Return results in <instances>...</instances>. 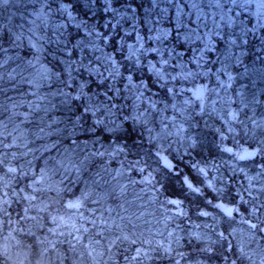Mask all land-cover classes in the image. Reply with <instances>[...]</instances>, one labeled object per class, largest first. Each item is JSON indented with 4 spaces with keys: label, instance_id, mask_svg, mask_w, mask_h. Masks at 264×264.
I'll list each match as a JSON object with an SVG mask.
<instances>
[{
    "label": "rangeland",
    "instance_id": "rangeland-1",
    "mask_svg": "<svg viewBox=\"0 0 264 264\" xmlns=\"http://www.w3.org/2000/svg\"><path fill=\"white\" fill-rule=\"evenodd\" d=\"M161 1L164 9L161 11L166 15H164L166 26H168L166 17L171 19L177 17L179 25L186 28L184 35L196 29L197 35L202 38H194V42L185 40L182 44L199 46L200 50L206 45L212 48L213 37L216 36L215 33H211L212 29L219 32L220 29H231L235 34L236 45L226 44L225 50L213 47L216 52L214 66L206 70L207 74L203 73L197 77V82L203 80L201 87H206V94L201 102L195 101L192 97V91L199 85L192 80L184 82L179 74L172 72L171 76L177 79L169 80L167 85L174 87L176 94H169L163 101L159 98L151 101L144 94L141 95L144 87L136 96L134 93L129 95V90H133L134 87L124 83V91L127 92L125 99L132 100L127 116L131 117L147 108L148 104L156 102L157 109L150 110L147 114L150 116L149 126L153 128L152 135L157 136L161 132L162 116L168 118L164 121L167 125L166 132H176V128L172 127L173 123L177 127L182 125L185 131L180 135H162L149 141V133L142 124L132 119L125 120L133 131L138 129L140 132L137 137L140 138V146L137 147L140 151L137 153L118 145H103L100 151L103 155L100 156L106 154L109 156L106 159V170L99 167L102 170H98L99 173L96 175L97 180L101 181L100 189L95 191L88 189L89 199L84 202V207L79 212L65 207L68 199L64 203L63 217L66 221L77 226L83 224L84 227L91 229L88 233H81L85 237L84 244L76 246L74 249L76 259L67 264H228L224 257L227 255L230 259H236L237 246L247 241L248 228L243 223L241 215L234 214L235 219L229 220L213 205L220 202L229 206L236 204L244 213V218H249L245 212L249 205L239 201L236 195L237 191L247 186L248 180L244 173L234 172L233 168H244L248 176L255 177L261 171L260 165L264 164V154H258L251 160L240 161L223 151L225 147L233 148L234 152H240L244 148L251 151L256 147H264L260 143L264 140V32L263 29L252 31L246 28L241 19L232 15L237 11L243 14L244 20H250L251 25L255 18L258 24L264 23V0H250L245 7L225 3L222 8L215 6V0ZM221 2L223 3V0ZM193 4L196 5L195 8ZM229 8L232 9L230 12ZM222 15L225 19L231 17L235 21L232 27H225L224 21L220 19ZM15 16L12 13L7 14L4 21H1L4 14L1 13L0 4V29L4 24L14 22ZM216 25H219V28ZM29 32L32 35L35 33L34 30ZM230 38L228 33L226 40ZM245 40L247 43L243 42ZM10 43L13 47V42ZM32 43H36L34 38ZM181 50L186 52V49ZM226 55L228 59H225ZM167 58L172 59V55L169 54ZM156 59L160 62L162 58L158 55ZM153 64L164 70L168 66L161 62L157 66L155 61ZM45 73L49 74V77L54 74L53 82L57 83L58 77L54 72L48 69ZM151 73L157 78L153 71ZM39 75L42 76L41 73ZM229 76L232 77L231 80ZM47 82H51V78ZM58 87L62 88V84ZM110 104L116 105L115 101ZM231 105L235 106V112L242 123H225V120H229ZM230 126L235 128L234 133L228 131ZM113 127L111 126L110 131ZM193 139L195 146H192ZM162 155L166 156L182 174H187L195 186L203 191L204 197L187 189L181 177H176L174 172L163 165L160 158ZM140 167L144 168V172L138 170ZM200 167L205 168L207 176L197 171ZM148 179L152 180L151 184L144 182ZM258 180L264 182V176H259ZM209 181L212 182L211 187ZM253 183L257 181L254 180ZM86 186L88 185H82L83 188ZM0 187L5 189V185ZM82 192L79 191L75 199L79 198ZM261 199H264V196ZM169 200H179L180 209L169 204ZM209 200H212V203L209 204ZM180 210L183 211V215L178 214ZM201 211L212 213L216 220L211 216H201ZM81 214L87 218L83 223L79 220ZM90 219H96V228L88 222ZM100 221H106V224L101 225ZM233 230L235 235L230 237L233 247L232 251L228 252L226 243H216L218 240L216 232L225 231L227 234ZM97 232L102 235H96ZM1 235L0 212V264H44L27 252L16 253L11 249L7 253L13 252L14 255L12 257L7 255L5 263L1 262V249L3 250ZM120 235H127L137 242L135 244L122 242L109 253V241ZM89 237L100 241L97 250L104 255L88 254L85 245ZM169 246L171 251L166 252L164 249ZM209 247L212 248L211 252L204 250ZM137 248L147 252V257L142 255L133 260ZM71 249L73 250L72 246ZM246 251L252 256V260L237 259V264H261L264 261V239L258 236L255 243L246 247Z\"/></svg>",
    "mask_w": 264,
    "mask_h": 264
},
{
    "label": "trees",
    "instance_id": "trees-1",
    "mask_svg": "<svg viewBox=\"0 0 264 264\" xmlns=\"http://www.w3.org/2000/svg\"><path fill=\"white\" fill-rule=\"evenodd\" d=\"M42 4L43 0H36L35 3H29L28 0H10L7 5L1 4V13L4 14L1 21H4L7 14L16 15L14 22L4 24V27L0 29V48L7 49L6 52L0 51V63H3L0 67V77H2L0 79V89H2L0 90V133H2L0 160L4 161L0 164V177H3V180H0V186L5 185V189L0 187V193L3 199L10 201L8 205H4L1 199V208H7V214L1 212V247H3L1 262L3 263L7 255L11 257L14 255L13 252L7 253L10 249L16 253L27 252L44 264H67L71 260L74 261L76 259L74 249L72 250L71 244L67 242L71 238L67 235H59L60 231L67 233L71 229L59 223L53 224L51 217L63 216L64 203L67 199L69 201L75 199L79 191L100 189L101 181L97 180L96 175L99 173L98 170H102L99 167L106 170V159L109 156L106 153L105 156H100L103 145H118L137 153L140 151L137 148L140 146V138H137L140 132L138 129L133 131L134 129L123 119L129 114L128 107L132 103V100L125 99L127 92L124 91V83L129 84L126 77L132 76V83L129 85L134 87L133 90H129V95L134 93L136 96L144 87L143 94L149 100L159 98L163 101L169 95L167 92L169 85L165 86L163 81L152 76L150 68L153 61L157 66L160 63L156 59L157 53L144 54L141 49L137 53L140 60L137 65L136 56H133L131 60L126 59L127 45L131 44L139 48L140 43H143L144 48H160L163 59L170 62L165 70L179 74L184 82L192 80L197 85H202L203 82V80L197 82V77L203 73L207 74L206 70L215 64V50L205 51L202 66L197 67L193 61L199 59L201 55L199 46L182 44L185 41L184 29L186 28L181 25L178 27L177 17L174 19L166 17L168 22L166 26L165 13L161 11L164 10L161 0H155V4L153 0H112V6L119 9V14L115 17L111 12L104 11L105 0H95L94 3L92 0H48V7L44 8L46 20L40 15ZM61 4L69 6L68 11L76 18L75 20H69L67 13L59 11ZM125 13L126 15H123ZM122 15L123 18H121ZM232 15L241 19L246 24V28L252 31L263 29L264 32V23L258 24L256 18L251 25L250 20H244L241 12L234 11ZM116 20L120 21L119 24H116ZM83 21H87L90 28L95 27L108 33L115 40V47L112 43L103 44L101 41L96 43L102 51L84 49L81 52L80 49L73 47L81 39L87 43L88 38L84 36L83 30L75 27L77 23ZM109 21L116 27L104 28L103 25ZM61 24H66L67 28H59L57 31V26ZM30 29L37 35L33 37L27 31ZM216 31L217 29H212L211 33ZM61 32L64 43L57 44L54 42L55 36ZM21 33H23L21 40L16 41L15 46L12 47L10 42L14 41V34ZM163 33L168 35L164 36ZM228 33L231 36L230 39H234L235 34L231 29H220V36L213 37L212 49L214 47L225 50L226 44H230L228 42L230 39L226 40ZM30 36L41 48V52L38 53L31 47L28 39ZM137 36L141 39L138 40ZM157 36H160L159 40L155 39ZM221 36L223 39L220 38ZM40 37L43 39H39ZM122 40L123 43H121ZM181 48L186 49V52ZM169 54L172 55V59L167 58ZM106 55H111L118 61L121 75L114 81L111 78L102 81L95 74L85 71L83 67H80L79 71L76 70L83 57L87 58L84 59V64L92 60L93 66L103 63L111 69V62L103 60V56ZM97 56H101L102 60H95ZM37 57H39L38 61ZM28 61L39 65L29 66ZM69 62H71L70 68H68ZM36 67L41 69L35 70ZM44 69L46 72L50 69L57 75V83L53 82L54 74L50 77L51 82L44 81L38 89L23 82L22 77L39 81L41 77L39 73L44 74ZM100 70L104 71V67ZM189 72L193 74L190 79ZM10 74L15 79H9ZM66 81L69 83L66 84ZM109 83H112L114 88L120 89L119 94L114 91L108 93L113 97L108 103L112 101L116 103L114 111L117 116L114 119L119 125L117 130L110 131L113 125L107 119L105 120V124L108 125L107 130L99 128L93 130L92 118L89 116L83 127H76L72 132L77 115L80 114L79 109L85 104V98L82 96L80 101L69 99L65 104L62 103L65 99L63 96L52 95L56 93L53 90L64 89L74 97L80 94L83 86V91L93 98V102L99 103L106 99L104 92ZM59 84H62V88L58 87ZM33 91L36 95H32ZM73 140L75 143H72ZM53 142L57 144V147L48 150ZM4 144H10L11 147H4ZM81 161H84V166L77 172L75 169ZM61 165L64 167L62 168ZM8 167L16 168V173L5 175ZM42 172H46L43 187L47 189L50 184L52 187H59V195L55 191L33 192L32 185L35 180L41 178ZM93 181L98 183L93 184ZM82 185L88 186L83 188ZM4 193L8 195L4 197ZM31 195H35L36 200L24 199L25 196ZM79 220L83 223V220ZM72 243L75 241L73 240Z\"/></svg>",
    "mask_w": 264,
    "mask_h": 264
},
{
    "label": "snow or ice",
    "instance_id": "snow-or-ice-1",
    "mask_svg": "<svg viewBox=\"0 0 264 264\" xmlns=\"http://www.w3.org/2000/svg\"><path fill=\"white\" fill-rule=\"evenodd\" d=\"M29 3H35L36 0H28ZM92 2L94 3L95 0H92ZM8 3H10V0H0V4L3 5H7ZM231 4L233 6H236L237 4H239L240 7H245L247 4L250 3V0H223V3L221 2V0H215V6L218 8H222L223 4ZM153 4H155V0H153ZM193 8L196 7L195 4L192 5ZM48 7V0H43V4L42 7L40 9V15L45 17V20L47 19V15L44 13V8ZM68 5L66 4H61L59 11L62 13H67L69 20H75L76 18L72 15L71 12L68 11ZM232 9L229 8L228 11L230 12ZM105 12H111L112 15L115 17L116 15L119 14V9L115 8L112 6V0H105V8H104ZM51 13V9L49 8V14ZM123 15H126L123 14ZM123 15L121 16V18H123ZM177 15L179 16L180 13L178 12ZM237 15H239V13H237ZM197 19L199 20V16L197 17ZM220 19L222 21H224V25L225 27H232V25L235 23V21L231 18L228 17L227 19H225V16H221ZM119 20H116V24H119ZM180 25H178L179 27ZM75 27H77L78 29H82L84 36L88 38L87 43L85 42L84 39L79 40L77 43H75L73 45V47L78 48L81 50V52H83L84 49H90V50H94V51H102V49L99 47V45L96 43L97 41H101L103 44H108V43H112L113 46L115 47V40L106 32H102L100 30H98L95 27H89L87 21H83L82 23H77L75 25ZM104 28H115L116 25L112 24L111 21H109L107 24L103 25ZM217 28H219V25H216ZM59 28H67L66 24H61L57 26V31L59 30ZM9 31H11L9 29ZM29 31H32L31 29ZM23 33H21L20 35H15L14 34V41H13V45L15 46V42L16 41H20L21 37H22ZM35 35V33H33V36ZM162 35L167 36V33H163ZM177 35H179V33H177ZM215 35L220 36V32L216 31ZM246 35V33H245ZM63 36V33H59V35L55 36V43L59 44V43H64V41H62L61 37ZM194 38L195 39H202L201 37H199L196 33V29H192L190 30L186 35H185V40L186 41H192L194 42ZM221 39H223V37H220ZM31 47L34 48L36 50V52H41V48L37 47L36 43H32V37L30 36L29 38ZM39 39H43V37H40ZM137 39L140 40L141 38L139 36H137ZM151 39V37H150ZM155 39L159 40L160 36L155 37ZM231 45H236V39H230L228 41ZM244 43H247V41H243ZM121 43H123V40L121 41ZM128 48V55L126 57V59L131 60L133 56H136L137 59L135 61V63L138 65L140 63L139 57L137 56V53L140 52L141 49H143V53L146 54L148 52H155L158 55L161 56V63L163 65H169V60L167 59H163V52L161 51L160 48H144L143 43H140L139 48H135L134 45H127ZM135 48V50H133ZM215 49L210 48L209 46H205L204 49L200 50L201 55L199 57V59H194V63L197 64V67L202 66V62L204 59L203 53L205 51H214ZM0 51L2 52H6L7 49L4 48H0ZM69 55H71V53L69 52ZM229 57L226 55L225 59H228ZM39 57H37V61H38ZM84 59H87L86 57H83L81 62H80V66L77 67V71L80 70V67H83L85 71L89 72L90 74H95L96 76H98L99 78H101V80H107L109 78H111L113 81L115 80V78L119 75H121L120 71H119V65H118V61H116L113 56L111 55H106L103 56V60H107L110 61L112 64L111 69H109L106 65H104L103 63H101L100 65L97 66H93V61L92 60H88L87 64H84ZM95 60L97 61H101L102 57L101 56H97L95 57ZM6 62V61H4ZM29 66L35 67V65L33 64L32 61H28ZM3 66V63H0V67ZM71 67V62H69L68 64V68ZM104 67V71H101L100 68ZM171 67H176V65H171ZM151 71H153L155 73V75L157 76V78L160 81L164 82V85L166 86L169 82V80H176L177 78L175 76H171V73L166 72L164 69L162 68H157L155 64L151 65L150 68ZM15 71V70H13ZM105 73H107V76H105ZM69 75H71V72L69 71ZM189 76L193 75L191 72L188 73ZM0 79H2V77H0ZM9 79H15L14 76H12L11 74L9 75ZM50 77L48 76L47 73L42 74V76L40 77V80H36V79H24L22 77L23 82L28 83L30 86H32L35 89H38L39 87L42 86L44 81L49 80ZM126 79L128 80L129 84L132 83V76L129 75L126 77ZM232 77L229 76V80H231ZM66 84H68L69 82H65ZM70 86V85H69ZM50 87V85H49ZM2 90V89H0ZM90 91V89H89ZM109 91H114L116 94H119L120 89L119 88H114L112 83H109L107 90L104 92V97L106 98L104 101H101L99 103H94L93 102V98L91 96H88V94L86 92L83 91V86L81 87V92L80 94L76 95V96H72L70 92H65L64 89H59L56 93H52V95H59V96H63L65 99L62 101V103L67 104L69 99L73 100V101H80L81 97L83 96L85 98V104L82 108L79 109L80 114L77 115L76 118V123L74 125V127L72 128V132L75 131L76 127H83L84 123H87V118L90 116L92 118V125H93V130L99 128L101 130H107L108 129V125L105 124V120L107 119L109 121V123H111L114 127L111 129L112 131H116L117 128L119 127V125L116 124V119H114V117L117 116V113L114 111V109L116 108L115 104H110L108 103V101H111L113 99L112 96H109L108 93ZM203 89H198L194 95L196 97L197 100H203ZM214 91V90H213ZM167 92L169 94H173L175 95V88L174 87H167ZM32 95H36V92L33 91ZM141 95H143V93H141ZM41 99H44V97H41ZM187 103V101L185 102ZM31 107V105L29 106ZM38 107V106H37ZM138 107V106H137ZM167 107V105L165 106ZM173 108H175V105L172 106ZM157 109V104L156 102H152L150 104H148L147 108L138 111L135 115L129 117V116H124L123 119L124 120H128V119H132L134 121L139 122L140 124H142L144 126V129L149 133L148 139L149 141H152L154 139L159 138L162 135L165 136H171L173 134L176 135H180V133L184 132L185 129L183 128L182 125H180L179 127H177V125L175 123L172 124L173 128H176V132L172 133V132H166L165 129L167 128V125L164 124V121L167 120V117H163L161 118V132L157 134V136H153V128L149 126L150 124V116L147 115L150 110L151 111H155ZM99 113V115H98ZM230 117L231 120H225V123H231V122H237V123H242V121H239V117H238V113L236 112H231L230 113ZM27 117H25L26 119ZM221 119H223V117H221ZM172 120H175V117L172 118ZM49 127H51V125H49ZM41 131H43V128H41ZM229 132L234 133L235 132V128L234 127H229L228 128ZM0 135H2V133H0ZM0 143H2V141H0ZM15 143V141L13 140V144ZM72 143H75V140L72 141ZM261 145H264V140H262ZM192 146H195V140H192ZM4 147H11L10 144H4ZM57 147V144L55 142H53V144L51 145V149H54ZM123 149H121L122 151ZM223 151L229 153L230 155L234 156L236 159L240 160V161H247V160H251L253 158H255L258 154H264V147H256L254 150H248L247 148H244L242 151L240 152H234L233 148L231 147H225L223 149ZM100 155H103V153H99ZM159 155V153H158ZM87 159V158H85ZM165 167L171 169L172 168V164L167 160V158H162ZM4 161L0 160V164H3ZM139 164V161L136 162V165ZM136 165H133V167H135ZM84 166V161L80 162V165L77 166V168L75 169L77 172L79 171L80 167ZM61 167L63 168L64 165H61ZM261 171L257 174V176L253 177V176H248L247 172L244 171V168H239L236 169L235 167L233 168V171H239L244 173L245 177L248 180V184L246 187H243V189L241 191H237L236 195L237 198L239 199V201H241L243 204L245 205H249L248 208L245 209V212L248 213V217L249 218H244V213L241 212L240 208L236 205L233 204L231 206H229L228 204H225L223 202L220 203H216L215 205H213L214 208L219 209L221 213H223V217L228 218L229 220H234L235 219V215L234 214H239L242 217V221L245 225H247L248 228V238L245 244L242 245H238L237 246V251H238V255L236 257V259H230L227 255L224 257V259L226 261H228V264H237V259H244L247 258L249 261L252 260V256L249 254L248 251H246V247H250L251 244L255 243L257 240V237L259 236L261 239H264V199H261L262 196H264V182H260L258 180L259 176H264V164L260 165ZM140 172H144V168L140 167L138 169ZM16 168L14 167H8L7 168V173H5V175H7L8 173H16ZM65 171L67 172V169H65ZM197 171L201 174H203L204 176H207V171L205 170V168L200 167L197 169ZM45 177H46V172H42L41 173V178L39 180H35L33 185H32V189L33 192H43V191H55L57 193V195H59L60 189L59 187H52V185L50 184L49 187L47 189H45L43 187L44 183H45ZM0 180H3V177H0ZM257 181V183H253V181ZM5 183H7L6 181H4ZM144 182H147L149 184L152 183L151 179H148ZM188 188L191 189L193 192H199L200 189L197 187H194L193 184L187 179L185 178L184 181ZM61 183H63V181H61ZM97 181H93V184H97ZM209 186H212V182L209 181ZM37 185H40L39 187H37ZM220 191H223V189H220ZM8 194L4 193V197H6ZM89 195L90 193L88 192V190L86 189L84 192L81 193L80 197L75 199V200H71L68 201L67 204L65 205L66 208L68 209H74L77 212L80 211V209H82L84 207V202L86 200L89 199ZM245 195L247 196V199H245ZM36 196L35 195H31V196H25L24 199L29 200V201H33L36 200ZM0 199L3 200V204L4 205H8L10 203V201L8 199H3V197H0ZM169 204H173L177 207V209H180V204L181 202L179 200H169L168 201ZM209 203H212L211 201H209ZM0 212H3L4 214H7V208H0ZM179 215H183V211L180 210L178 212ZM200 215L203 217H209L211 216L213 220H216V216H213L212 213L208 212V211H201ZM32 219H35V217H31ZM81 220H85L87 219L86 217H84L82 214L80 216ZM51 221L53 224H58L65 227V228H70L71 231L65 233L64 231H60L59 235L60 236H65L67 235L68 237H70L71 239H69L67 242L69 244H71L72 248L75 249L77 244H84V240L85 237L83 235H81V233H88L91 231V229L84 227L83 224H81L79 227L75 224V223H69L68 221H66L64 219L63 216L57 217V216H52L51 217ZM93 228L97 227V221L96 219H90L88 221ZM101 225L106 224V221H100ZM49 231H54L53 229H49ZM213 231L215 232V228H213ZM11 235V234H9ZM96 235H102V233L97 232ZM216 235L218 237V240L216 241V243H226L227 248L226 250L228 252L232 251V240L230 239V237H234L235 235V230H233L232 232H228L227 234L225 233V231H219L216 232ZM199 238V237H197ZM75 241V243H72V241ZM122 242H128L131 244H135L137 241L135 239H130L127 235H120V236H116L114 237L112 240L109 241V245H108V252L110 253L112 251L113 248L118 247L119 244H121ZM43 243V242H42ZM100 244L99 240H95L92 237H89L87 239V244L85 245V247L88 250V254L91 256L93 255V253H96L97 255H104L103 252H98L97 250V245ZM166 252L171 251L170 246L168 248L164 249ZM205 251L211 252L212 248H206L204 249ZM147 257L148 253L147 252H142V250L140 248L136 249V255L134 257H132L133 260L138 259L141 256ZM261 264H264V261L261 262Z\"/></svg>",
    "mask_w": 264,
    "mask_h": 264
},
{
    "label": "water",
    "instance_id": "water-1",
    "mask_svg": "<svg viewBox=\"0 0 264 264\" xmlns=\"http://www.w3.org/2000/svg\"><path fill=\"white\" fill-rule=\"evenodd\" d=\"M197 91V90H196ZM196 91H194V93L196 92ZM194 93H193V97L195 98V100H197L196 99V97H195V95H194ZM205 95V92L203 91V96ZM232 102H234V99L232 100ZM231 112H235V106H232L231 107V110H230V112H229V119L231 120V117H230V113ZM184 181H185V179H184ZM186 184V183H185ZM186 186H187V184H186ZM188 187V186H187Z\"/></svg>",
    "mask_w": 264,
    "mask_h": 264
},
{
    "label": "flooded vegetation",
    "instance_id": "flooded-vegetation-1",
    "mask_svg": "<svg viewBox=\"0 0 264 264\" xmlns=\"http://www.w3.org/2000/svg\"><path fill=\"white\" fill-rule=\"evenodd\" d=\"M174 173H177V174H176V176H178V177H181V176H182V175H181V172H180V170H178V169H177V170H175V172H174Z\"/></svg>",
    "mask_w": 264,
    "mask_h": 264
}]
</instances>
